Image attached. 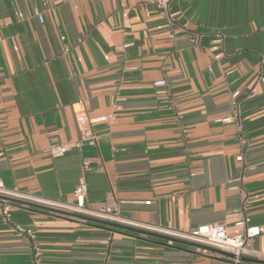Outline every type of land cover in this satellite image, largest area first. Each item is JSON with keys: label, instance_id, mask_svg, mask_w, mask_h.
Listing matches in <instances>:
<instances>
[{"label": "crops", "instance_id": "obj_1", "mask_svg": "<svg viewBox=\"0 0 264 264\" xmlns=\"http://www.w3.org/2000/svg\"><path fill=\"white\" fill-rule=\"evenodd\" d=\"M168 13L0 0V178L11 197L67 212L9 201L0 264H231L70 214L81 181L88 207L121 219L88 217L179 240L214 222L241 232L244 217L264 227V0H172ZM79 111L113 116L93 123L96 144L76 146ZM58 143L71 148L53 157ZM251 245L264 251V231Z\"/></svg>", "mask_w": 264, "mask_h": 264}, {"label": "built area", "instance_id": "obj_2", "mask_svg": "<svg viewBox=\"0 0 264 264\" xmlns=\"http://www.w3.org/2000/svg\"><path fill=\"white\" fill-rule=\"evenodd\" d=\"M54 1L56 0H46L49 7L52 6ZM144 1L156 4L164 11V13H166L169 18L168 7L172 0ZM181 27L187 30L188 23L184 22ZM260 79L264 81V76L260 77ZM163 83V80L155 82V84L157 85ZM238 93V91H234L231 94V97L235 98ZM75 119L80 129V140L76 143V146H80L81 141H88L91 144H96L98 136L93 130V123L100 120L110 121L113 119V116L111 114H107L97 118H90L86 115L85 112L79 111L75 113ZM70 148L71 147L69 143H58L51 144L45 150L51 156L57 157L65 154ZM237 159L242 160V155H238ZM83 165L85 168L89 169L88 161H84ZM15 193V191L8 189L5 186L3 180L0 178V194L14 196ZM73 194L75 196V204L72 205L71 208L74 212L84 216H99L101 218H109L116 221H119L121 219L116 212L109 211L104 204H101L96 208H91L86 205L85 199L87 194V184L85 181H81L75 186ZM9 208L10 202L0 199V213L2 214L4 219H8L10 217ZM246 221L247 218L244 217L243 220L238 222L239 224H243L244 228L241 232L234 234H229L227 232L226 226L223 222H214L212 224L201 225L195 229L190 230L189 232H178L176 234L182 239L203 245V247H201V250L203 252H206L208 250L207 247H213L231 253L233 255L232 257H229L231 264H249L250 262L242 259L243 256L264 260V251L255 249L251 245L252 238L263 232L264 227L247 225ZM27 232L30 237H34V233L32 230L28 229Z\"/></svg>", "mask_w": 264, "mask_h": 264}, {"label": "water", "instance_id": "obj_3", "mask_svg": "<svg viewBox=\"0 0 264 264\" xmlns=\"http://www.w3.org/2000/svg\"><path fill=\"white\" fill-rule=\"evenodd\" d=\"M0 199L1 200H7V201H13V202H20V203H23L25 205L35 206V207H39V208H42V209H45V210H51V211H55V212L67 213L66 211H63V210H58V209H54V208H50V207H46V206H42V205H37V204L31 203V202L22 201V200H19V199H16L14 197L7 196V195H1L0 194ZM70 214L86 218L87 220L95 222V223H101V224H105V225H108V226H111V227H115V228L130 229L132 231H136V232L143 233V234H146V235L162 238V239L169 240V241L182 242V243H185V244H188V245H193V246L200 247V248L203 247V245L194 243V242L189 241V240H182V239L179 240L177 238H174V237H171V236H167V235H163V234H158V233H155V232H152V231H149V230H143V229H139V228L128 227V226L119 224L117 222H112V221H108V220H104V219H97V218L88 217V216H84V215H80V214H74V213H70ZM207 249L210 250V251H213V252L220 253L222 255L228 256V257H232L233 256L231 253H228L226 251H223V250H220V249H217V248L207 247ZM242 259L245 260V261H248V262H256V263L264 264V260L253 259V258H249V257H245V256H243Z\"/></svg>", "mask_w": 264, "mask_h": 264}]
</instances>
